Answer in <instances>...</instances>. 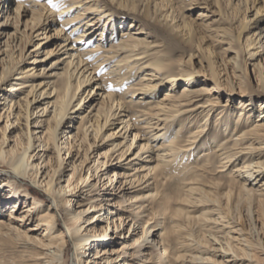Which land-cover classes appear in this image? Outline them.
I'll list each match as a JSON object with an SVG mask.
<instances>
[{
  "label": "bare ground",
  "instance_id": "6f19581e",
  "mask_svg": "<svg viewBox=\"0 0 264 264\" xmlns=\"http://www.w3.org/2000/svg\"><path fill=\"white\" fill-rule=\"evenodd\" d=\"M80 2L67 0V6L60 8L68 10ZM259 2L264 5V0ZM88 3L86 0L83 8L67 21L79 20L60 45L65 55L58 61L63 62L60 72H51L35 82L40 74H45V69H35L42 60L38 57L40 43L24 55L29 56L27 67H21L6 49L18 47L17 39L12 38V45L2 43L4 49L0 47V54L4 55L1 60L8 59L0 72L3 91H0V164L7 166L9 174L6 179H0V194L7 189V198L13 202L10 208L4 206L10 212L19 211V216L9 214L7 220L0 217V242L18 241L20 246L30 249L19 258L0 256V264H67L68 243L73 247L72 264H264V99L255 105L252 97L246 99L247 93L255 98L264 94V72L258 74L257 85L252 88L227 76L222 78L225 72L219 65L225 62L213 59L214 52L208 49L205 64L192 52L186 59L177 61L179 68L175 70L168 58L149 52L151 42L134 35L142 32L140 27L134 31L124 29L118 39H111L107 49H99L97 43L87 51L79 50L76 42H84L97 24L86 11L99 10L100 6ZM120 4L130 6L125 2ZM22 5L20 2L15 6L16 13L20 14ZM103 6L107 8L98 16H105L114 26L109 12L111 4ZM45 9L51 11L50 7ZM208 16L204 10L197 11L188 31L223 35L224 30L207 22ZM8 17L9 14L4 16L6 20ZM6 23L0 22V29L6 28ZM104 30L105 26L101 32ZM60 31L56 29L57 34ZM254 33L250 34L252 38L245 37L242 46L243 53L249 46L255 49L246 52L251 59L264 57V31L261 28ZM145 67L149 69L140 76L137 87L136 83H125ZM13 73L14 82L3 88ZM145 75L157 79L153 82ZM111 76L113 84H108ZM198 80L201 83L195 85ZM162 81L171 82L162 98L139 100L137 94L152 92ZM180 81L183 85L176 93L175 86ZM88 84L93 86L82 89ZM224 90L240 96L232 112L220 104L218 93ZM94 93L99 95V102L87 105L88 113L81 114L75 126L77 134L69 133L68 126L64 127L65 119L71 118L68 114ZM45 97L51 99L42 102ZM126 97L129 99L125 100ZM211 111L213 126L207 127ZM201 114L205 120L197 124L195 117ZM153 119L156 121L152 122ZM180 122L178 128L172 127ZM194 124L196 129L191 130ZM183 125L189 127L186 139L181 138ZM135 126L139 132L132 131ZM155 129L159 132H153ZM117 137L122 139L110 142V147L97 153L91 165L84 164L96 139ZM158 138L163 140L154 143ZM62 149L66 156L73 153L67 162ZM112 157L116 164L111 163ZM188 159H191L189 163ZM214 163L220 167L217 172H224L225 181L205 178ZM67 166L70 171L64 173ZM109 166L119 169L111 171ZM91 176L94 182L89 181ZM101 176L102 192L98 194L101 198L91 204L90 192ZM26 178L31 185L43 188L49 199L47 205L38 207L40 203L30 197L32 205H23L19 210L18 203L24 204L29 198V187L18 183ZM84 193L85 207L77 202L74 208H64L65 203L72 206L75 197ZM111 196H122L126 208L119 212L109 208ZM113 203L120 206L116 201ZM59 205L65 211L62 219L65 231L56 217ZM239 207L246 215L245 224L242 215H238ZM90 208L104 210L106 223L101 229L84 227L85 222H93L99 216L85 217ZM11 219L33 223L22 230ZM124 224L128 232L131 230L129 236H124ZM30 230L40 232L30 234ZM136 252L139 258L134 261Z\"/></svg>",
  "mask_w": 264,
  "mask_h": 264
},
{
  "label": "rangeland",
  "instance_id": "374dc122",
  "mask_svg": "<svg viewBox=\"0 0 264 264\" xmlns=\"http://www.w3.org/2000/svg\"><path fill=\"white\" fill-rule=\"evenodd\" d=\"M85 1L86 0H82V2L77 3L78 6L68 8V10H64L61 9L60 7L67 6L68 4L67 0H53V3L58 5V7L55 8L49 4L48 0H0V22L7 21L5 26L6 28L0 29L1 49H4V46H1L2 43L12 45L10 43L12 38L15 40L17 39L20 42L18 47L13 48L12 46H7L6 49L7 51L12 53L15 60L19 61L20 63L19 65H21V67H27V65H29L28 64L29 56L25 57L24 55L28 53L31 49H33L36 43H40L39 44L40 52L38 53V57L39 59L42 58V60L40 62H37V66L35 69H40V68L42 70L45 69L44 70L45 74L44 75L40 74V76L36 78L35 82L44 79V77L49 75L51 72L54 71L60 72L61 67H63V62H58V61H62L63 60L62 58L65 56L63 53L64 48L61 49L60 45L62 44V42H64L65 34L69 33L71 28L75 24H77L79 20L77 21L72 20L73 22H67V21H70V18H73L77 14L79 8H83V4L85 3ZM20 2H22L23 5L19 14L15 12V6ZM93 2L95 4L97 3L100 6L99 10L97 9L91 11L88 10L86 11V13H89L88 14L89 16L94 17V23L97 24L89 32L88 37L84 39V42H76L75 45L76 47H79L78 48L79 50L87 51V49L93 48V45L97 43L101 47L99 49H107L109 48L111 39L114 40L118 39L120 37L119 35L123 32L124 29L126 30L130 29L134 31L138 27H140L139 29H141L142 32L140 34H134V35L138 37H144L148 42H151L150 47L151 46L152 47L150 48L149 52L157 53V55L162 56L163 58H168L172 62V67L175 70H177V67L179 68V66H177L178 63L177 61H179L180 59H186L188 54L192 52H196V56L198 58H201L200 62L202 65L205 64V62L208 59V53L206 52V49H208L214 52L213 59L220 58L225 62V65H221V64L219 65L220 67L223 66L221 69L222 72H225L223 73L222 78L227 76L228 79H233L234 81H236V83L240 81V83H242L245 87L252 88L253 86L257 85L256 78L258 74L262 71L264 72V57L260 55V57L259 58L257 57L256 59L247 58L248 57V55L246 54L247 50L249 52H253L255 49L252 48V46H249L247 47L246 52L243 53V48H242L245 37L247 35L249 36L248 38H252L253 36H250L251 33L258 32V30L261 28L264 31V20L262 22L256 23L258 22L259 19H264V5H262V3L259 2V0H89L88 4H92ZM120 2L128 3L130 6L120 4ZM109 3L111 4L109 12L111 13V17L114 18V26H112L111 23L107 22V18H105V16L102 17L98 16L99 12L107 8L104 7L103 5H107V4L109 5ZM81 4L82 6H80ZM47 7L51 8L50 12L45 9ZM58 8L59 10H56ZM199 10H204L205 13L209 15L208 17H206L208 23L210 24L213 23L215 27L218 26L219 28L224 30L223 35L219 36V34L217 33L218 36H216L215 35L216 33L212 32L213 33L212 34L210 32L209 34V32L207 31H201V32L188 31V29L190 28L191 19L196 17L197 11ZM255 12L257 13L256 15L254 14ZM125 13L130 15V17L126 18V16L124 15ZM163 13H166L168 16L166 17L163 16ZM7 14H9V17L6 20L4 16H6ZM253 14L255 19L253 18ZM97 17L99 19H97ZM32 20H34V22H32ZM131 20H134L133 21L134 24L132 26H130ZM120 25H122L121 28H119ZM104 26H105V30L104 32H101L103 31ZM89 27L90 26H87V28ZM56 29H61L62 32L60 31L61 33L59 32L60 34L59 33L57 34ZM110 29H112L113 31L112 33H110L111 31ZM252 35H255V33ZM47 36L48 38H46ZM184 40H188V43H183ZM237 51H239L238 54H236ZM47 52L50 53L48 56H46ZM122 55L123 54H121L120 57ZM2 56L4 55L0 54V72L3 66H5L6 63L8 62L7 58H6L7 61L5 58L1 60ZM53 61H57V62L51 66V63ZM90 61H93V59H91ZM195 61L196 58H193L192 62L195 63ZM122 63L123 62H121L120 64ZM147 69H149V67L142 68L136 74L131 76L129 78L130 80H127L125 83L126 84L136 83L135 87H137L139 83L138 79L140 78V76H142L144 73L147 72ZM121 71L122 73L125 72L123 70ZM121 71H119V73ZM101 74L102 73H99L98 75ZM13 77H15L14 73L10 75V77H8L9 81L8 80L5 81L2 87L5 88V86H7L8 83H11ZM145 77L151 79V81L153 82H155L154 79H157L156 76L145 75ZM95 78L97 81L98 76ZM111 78L112 76L107 79L108 84H113ZM45 80L47 81V79ZM200 83L201 80H198L195 85H199ZM170 84L171 82L162 81V83H160L157 87H155V89L152 92L148 94L145 93L137 94L138 98L140 101L141 100L146 101L147 99L159 100L160 98L163 97L165 89H167L170 86ZM182 85L183 82L180 81L179 84L175 86L174 92L176 93L179 92V90H181L182 88ZM92 86L93 84L84 85L82 89L85 88L86 90H88ZM0 91L2 90L0 89ZM80 93L81 90H79V95ZM247 94L248 95L246 96V99L252 97V103H254V105L258 100L264 99V94L256 98L254 94H250V93ZM218 95L220 98V104L225 105L222 107L229 109L231 112L235 109V106H237L238 100L240 98L237 92L231 93L225 90L222 91L220 94L218 93ZM98 96L99 95H97L96 93L89 94V96L82 101L83 105L81 107L79 108L76 107L73 110V112H70L68 114V117H71L72 119L70 118L69 120V118H66L64 122V127L68 126L69 133L75 135L76 133L75 126H77L78 124L80 115L88 113L89 110L87 107L88 104H94L99 102ZM150 96H154L153 99L150 98ZM13 97L16 98L15 94L13 95ZM91 97L94 98L91 100ZM43 99L44 100H42V102L51 98L45 97ZM128 99H129L128 97L125 98V100ZM51 109L52 108H49V110ZM213 115L214 113L211 111L207 119V127L213 126ZM195 118L197 124L205 120V116H203L202 114L198 115ZM183 119L185 118H182V121ZM154 121H156V119L152 120V122ZM190 124L193 125L192 122ZM186 125H189V123H186ZM186 125H183V128L181 130L182 139H186L187 135L189 134V127H186ZM179 126H181V122L178 124H172V127L174 129L178 128ZM195 126L196 124H194V127L191 126L192 127L191 130L196 129ZM109 130H111V128L107 130H103L102 132L105 131L107 132ZM134 130H136V126L135 129H132V131ZM157 130L158 129H155L153 132H159ZM136 131L139 132L138 129ZM220 132L222 133V130ZM115 139L116 140L109 139L105 141H103V139L102 140L96 139V141H94L93 138H90V141H94L93 147L90 150L92 153L89 159H87V161L84 164L91 165L92 164L91 161L94 158L98 157L97 153L105 151L107 148H109L110 142L118 141L121 140L122 138L117 137ZM60 140H63V137H61ZM162 140L158 138L156 141H154V143H157L158 141L161 142ZM63 152L64 149H62V153ZM72 154L73 153H69L66 156V153H63L62 157L66 156L65 161L67 162L70 160ZM110 161L111 163L116 164L117 160L113 159L112 157V160ZM190 161L191 159L187 160L188 163ZM216 164L217 163H214V167H212L208 175L207 174L205 175V178L210 179L209 177H211V179L214 178V180H219L221 182L225 181L227 178L225 179V177L222 176V173L224 172H217V170L220 167H217ZM107 165H109V162ZM66 169L67 170H64V173L70 171L69 166H67ZM116 169L118 170L119 168L113 166L108 167V170L111 171ZM6 170H7V166L0 164L1 181L9 176ZM227 171H225V173H227ZM91 173L93 172L91 171ZM102 179L103 176H101V180L98 182L96 188L90 192V194L93 195V197L91 196L92 199L90 200L91 204L96 203L94 202L96 198L98 199L101 198L100 196H98V194L102 192L100 190L103 184ZM89 181L94 182L95 181L94 177L91 176ZM18 183L19 185H21V187L22 186L26 188L29 187L28 189L29 198L27 202L24 204L21 202L18 203L17 206L18 208L20 207L19 210L22 209L23 205H27V204L32 205L31 204L32 199H35L40 203L38 207H43L47 205V203H49V199L46 198L47 196L45 195L42 187L31 185V182L27 178L24 180V182H18ZM5 190L2 191V193L0 194V217L5 218L7 220L9 214H11L12 216H19V211L16 213L14 211L12 212L9 211L11 202H13V200L7 198V193H6L7 191ZM85 193L81 194L80 197L79 196L75 197L72 206H69L68 202L65 203L64 208L66 207L74 208V203L77 202H79L80 207H85V205L87 204V201L85 200L87 196H85ZM30 197H32V199ZM114 201L120 203V206L119 205L114 206L115 205L113 203ZM5 204H7L6 207L8 206L9 208H6L4 206ZM33 205L37 206V204H33ZM125 206H126L125 199L122 196H111V200L108 207L111 208L113 211L119 212L120 210L125 209L126 208ZM241 210L242 208L238 209L239 212L238 215H242L240 218L241 221L244 223L245 221L244 217L246 215L242 214ZM64 212L65 211L63 210V206L61 207L59 205L58 213L56 217L60 225H62V229H64L65 231V228H63V223H62ZM103 213L104 210L97 211V208L88 209L87 212L84 213L85 217L92 216L93 214L99 216L95 217L93 219V222H85L83 224L84 227L88 226V227H94L95 229H101V226H104L106 223L104 219L105 214ZM235 214H237L236 211ZM112 215L115 216V214ZM134 219L136 220V218ZM11 222L12 224H16L17 226H19L20 229L22 230H26L27 227L31 226V224L33 223L30 221L28 222L27 220L21 222L15 219H11ZM246 222L248 223V221ZM125 224H127V220ZM125 224H124L125 229L123 230L124 236H129L132 233L131 230L128 232ZM28 232L30 234H39L40 230H30ZM112 236H114V233H112ZM121 240L122 238L119 239V241ZM29 251L30 249L28 247L24 248L23 246H20L18 241L5 240L0 242L1 257L19 258L21 254L28 253ZM72 251H73V247L71 243H68L67 246L68 258H66L67 264H72ZM138 258H139V254L138 252H136L134 254L133 260L136 261ZM217 258H219L218 255Z\"/></svg>",
  "mask_w": 264,
  "mask_h": 264
},
{
  "label": "snow or ice",
  "instance_id": "6c2138e0",
  "mask_svg": "<svg viewBox=\"0 0 264 264\" xmlns=\"http://www.w3.org/2000/svg\"><path fill=\"white\" fill-rule=\"evenodd\" d=\"M49 4L52 6V7H58L57 4L53 3V0H48ZM109 88H111L112 86L111 85H108Z\"/></svg>",
  "mask_w": 264,
  "mask_h": 264
}]
</instances>
